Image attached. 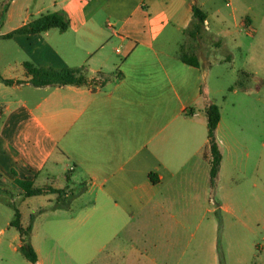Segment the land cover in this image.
<instances>
[{
  "label": "crops",
  "instance_id": "0c3cea01",
  "mask_svg": "<svg viewBox=\"0 0 264 264\" xmlns=\"http://www.w3.org/2000/svg\"><path fill=\"white\" fill-rule=\"evenodd\" d=\"M192 5L205 14V31L197 40L185 34ZM50 12L65 17V31L0 37L6 41L0 42L5 43L0 75L13 81L0 80V183L21 194V181L66 193L59 183L66 167L100 196L104 243L98 251L122 258L118 264H219L216 224L203 222L198 199L204 191L192 182L200 159L209 179L207 125L194 110L183 114L192 101L181 102L180 95L188 97L197 88L200 53L213 46L227 49L229 60L231 46L245 62L260 66L261 77L257 69L247 71L264 82V0H9L8 28L0 36ZM183 43L197 67L177 57ZM24 61L37 67L83 66V83L34 86ZM98 72L111 77L91 86ZM218 129L217 124L216 138ZM260 141L256 159L264 176V138ZM212 200L225 215V264H256L253 246L260 249L256 240H264V184L215 188ZM4 202L10 206L12 197ZM177 205L186 207V215L175 222ZM53 208L62 217L60 226L87 221L65 205ZM180 244L184 259L175 258ZM31 245L35 264H42ZM199 245L205 246L204 257L198 253L191 259L190 247L195 252Z\"/></svg>",
  "mask_w": 264,
  "mask_h": 264
},
{
  "label": "rangeland",
  "instance_id": "374dc122",
  "mask_svg": "<svg viewBox=\"0 0 264 264\" xmlns=\"http://www.w3.org/2000/svg\"><path fill=\"white\" fill-rule=\"evenodd\" d=\"M8 1L0 0V31H5L8 28L5 21V8ZM231 40L232 37H229L227 41L231 43ZM180 41H184V36L180 38ZM0 42L6 41L0 39ZM229 50L232 51L230 60L226 58L229 53L224 47L219 49L217 46L204 48L199 56L200 72L197 88L186 94L189 98L182 93L180 95L181 102L192 101L183 114L191 116L190 111L194 110L200 115V118L204 119L202 120L206 125L205 108L207 105L215 104L220 112L216 141L220 143L221 162L215 185L211 187L209 184L208 166L203 159H200L199 171L192 178L193 184L200 186L204 191V193L200 192L198 199L200 203L202 202L200 214H205V218H207L203 222L216 224L219 264H225V241L221 232L225 215L214 208L215 203L212 198L215 188L223 190L229 186L264 184V176L261 174L262 167L258 163V158L256 159V155L260 153V140L264 138V82L257 80L256 75L252 73H249L251 76L245 74L248 73V69H252V71L257 69L261 77L262 68L256 65L252 66L248 61L245 62L244 57L237 50L231 49V46ZM188 52L192 53V51ZM244 86L246 91L241 89ZM258 86L259 89H257ZM194 96L196 97L192 100L191 98ZM174 103L175 109L178 108L180 100L176 96ZM66 165L67 167L73 166L70 161ZM256 167L259 168L258 172ZM65 168L62 166L60 170L59 183L66 193L63 191L59 194L49 193L48 195H34L25 198L16 186L7 187L0 183V264H35L25 259L19 251L21 244L19 233L15 227L10 225L13 219V208L4 204V201L11 197L12 206L21 212V225L26 227L31 224L32 226L29 241L38 250L40 259L43 260L42 264H102L104 261L108 264H118V261L122 260L118 256L114 257L109 254L107 256L103 251H98L104 243L100 196L89 192L87 186L78 178L71 177V171L65 170ZM202 169H204L203 172ZM177 179L174 178V181ZM56 204L69 207L73 215H78L82 219L86 218L87 221L80 226L76 224L60 226L58 223L62 217L56 216L53 211ZM185 208L183 210V206L177 205V208L174 209L175 222L176 219L184 218ZM205 208H213L214 211L206 213ZM166 218H168L167 221H170L169 217ZM208 219L210 221H206ZM179 231L180 234L187 235L185 229L181 230L180 228ZM139 241L146 240L145 238L142 240L140 237ZM256 243H259L261 247L258 249L253 246L258 256L255 263L264 264L262 256L264 240H256ZM200 245L195 252H192V246L190 247L189 256L191 259L194 255L198 256V253H202V257H204L205 246L200 248ZM182 249L180 244L176 248L175 258L182 255ZM182 256L183 259L186 257L185 254Z\"/></svg>",
  "mask_w": 264,
  "mask_h": 264
},
{
  "label": "trees",
  "instance_id": "16d2710c",
  "mask_svg": "<svg viewBox=\"0 0 264 264\" xmlns=\"http://www.w3.org/2000/svg\"><path fill=\"white\" fill-rule=\"evenodd\" d=\"M205 14L196 5H192V20L189 28L185 31V34L190 39L197 40L201 37L203 31H205L204 26ZM68 27V22L65 17L58 12H50L42 14L36 18H33L23 24L22 26L1 35V38H11L14 35H29L34 33H39L52 28H56L59 31H65ZM218 45V42H215ZM191 51L185 48L184 43L179 46L177 51V57L179 60L187 65L197 67L198 60ZM26 75L30 76V83L34 86H44V85H73L82 84L83 78L80 76L83 72L84 67H65V68H53V67H37L28 61L22 63ZM247 76H251L249 73H245ZM244 74V75H245ZM111 75L104 72L97 73V80H92L90 85L101 86L106 80L110 79ZM120 77V76H118ZM0 80L6 84L12 83V80L5 79L0 75ZM241 89H245L241 87ZM205 113L207 117V146L209 150V184L214 187L217 173L219 170L221 162V152L219 150L215 130L217 124L220 120V112L215 104L210 103L205 108ZM22 193L26 197L41 195L44 193H57L59 194L61 190L55 188L46 187H33L32 183L29 181L18 182ZM59 204L54 205L57 207ZM13 219L10 225L15 227L19 233L21 244L19 246L20 253L31 263L37 261V253L33 249L29 241V234L31 231V224L23 227L20 223V213L16 207H13Z\"/></svg>",
  "mask_w": 264,
  "mask_h": 264
},
{
  "label": "built area",
  "instance_id": "2783aa9c",
  "mask_svg": "<svg viewBox=\"0 0 264 264\" xmlns=\"http://www.w3.org/2000/svg\"><path fill=\"white\" fill-rule=\"evenodd\" d=\"M73 169V166H69V170H72Z\"/></svg>",
  "mask_w": 264,
  "mask_h": 264
}]
</instances>
